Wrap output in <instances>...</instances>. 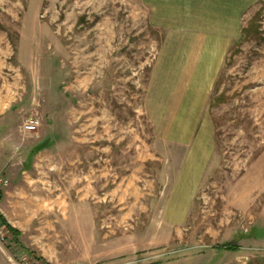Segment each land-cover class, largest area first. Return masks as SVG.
Here are the masks:
<instances>
[{
    "label": "rangeland",
    "instance_id": "1",
    "mask_svg": "<svg viewBox=\"0 0 264 264\" xmlns=\"http://www.w3.org/2000/svg\"><path fill=\"white\" fill-rule=\"evenodd\" d=\"M200 29L0 0V264H264V0L220 60Z\"/></svg>",
    "mask_w": 264,
    "mask_h": 264
},
{
    "label": "crops",
    "instance_id": "2",
    "mask_svg": "<svg viewBox=\"0 0 264 264\" xmlns=\"http://www.w3.org/2000/svg\"><path fill=\"white\" fill-rule=\"evenodd\" d=\"M257 0H150L152 14L159 26H175L179 28H198L197 36L200 42L216 44V53L211 58L220 60L221 44L228 42L235 35L236 21ZM169 4L166 6L165 3ZM202 30V31H201ZM208 57V56H206ZM163 75L170 74L161 67ZM166 71V72H165ZM168 76V75H167ZM168 83V82H166ZM28 90L25 85L21 90V98L4 92L0 94V120L12 122L11 114L14 107L21 101H27ZM19 94V95H20ZM28 104L35 108V98ZM6 102V103H5ZM26 104V103H25ZM3 122V121H2ZM4 123V122H3ZM4 123V124H5ZM4 127L8 128L6 125Z\"/></svg>",
    "mask_w": 264,
    "mask_h": 264
},
{
    "label": "built area",
    "instance_id": "3",
    "mask_svg": "<svg viewBox=\"0 0 264 264\" xmlns=\"http://www.w3.org/2000/svg\"><path fill=\"white\" fill-rule=\"evenodd\" d=\"M39 120L37 118H30L26 120L22 125V130L24 132H34L39 127Z\"/></svg>",
    "mask_w": 264,
    "mask_h": 264
},
{
    "label": "trees",
    "instance_id": "4",
    "mask_svg": "<svg viewBox=\"0 0 264 264\" xmlns=\"http://www.w3.org/2000/svg\"><path fill=\"white\" fill-rule=\"evenodd\" d=\"M1 218V217H0ZM8 230H10L13 234H18V231L14 228H12L11 226L7 225L6 226ZM228 249H234V247H231V246H227Z\"/></svg>",
    "mask_w": 264,
    "mask_h": 264
}]
</instances>
